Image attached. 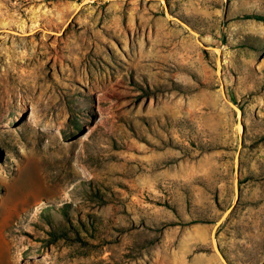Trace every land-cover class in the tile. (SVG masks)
Instances as JSON below:
<instances>
[{"label": "rangeland", "instance_id": "rangeland-1", "mask_svg": "<svg viewBox=\"0 0 264 264\" xmlns=\"http://www.w3.org/2000/svg\"><path fill=\"white\" fill-rule=\"evenodd\" d=\"M248 14L264 0H0V264H223L233 205L222 252L264 264Z\"/></svg>", "mask_w": 264, "mask_h": 264}, {"label": "water", "instance_id": "water-1", "mask_svg": "<svg viewBox=\"0 0 264 264\" xmlns=\"http://www.w3.org/2000/svg\"><path fill=\"white\" fill-rule=\"evenodd\" d=\"M185 26L188 27V29H190L191 31H193L195 33V35H198V33L195 30H193L189 25L185 24ZM198 41L202 45V47L204 49H208L209 48V46L206 43H204L202 40L198 39ZM215 49L218 51L219 54L221 53V48L220 47H217ZM221 63H222V59H221V57L219 55L218 56V59H217V68H218V72L219 73H220ZM221 80H222V78H221ZM221 86H222L223 93H224L226 99L228 100V96L226 94L225 84H224V81L223 80H222ZM229 102H230V104L232 106H234L237 109H239L235 105V103H233L231 101H229ZM240 138H241V144H240L241 147L238 150V152L236 154V157H235V171H236V186H235V191H236V197H237L236 200L237 201L239 200V197H240V187H239L240 177H239V175H240L241 148L243 147V141H242L243 136L241 135ZM233 208H234V205L231 206L229 209H227L225 211V213L223 214V216L218 221H216V224L214 225L213 232H212V239H213L214 249H215L216 253L218 254V256L220 257V259H221V261H222L223 264H232V263H230V261L227 259V257L222 252L221 247H220L219 243L217 242L216 234H217L218 228L220 227V225L222 224V222L230 215V213L232 212Z\"/></svg>", "mask_w": 264, "mask_h": 264}, {"label": "trees", "instance_id": "trees-1", "mask_svg": "<svg viewBox=\"0 0 264 264\" xmlns=\"http://www.w3.org/2000/svg\"><path fill=\"white\" fill-rule=\"evenodd\" d=\"M246 17H254V18H257V19H260V20H264V15H261V14H248L246 15Z\"/></svg>", "mask_w": 264, "mask_h": 264}, {"label": "bare ground", "instance_id": "bare-ground-1", "mask_svg": "<svg viewBox=\"0 0 264 264\" xmlns=\"http://www.w3.org/2000/svg\"><path fill=\"white\" fill-rule=\"evenodd\" d=\"M238 132L241 133L242 132V128H241V125H238Z\"/></svg>", "mask_w": 264, "mask_h": 264}]
</instances>
